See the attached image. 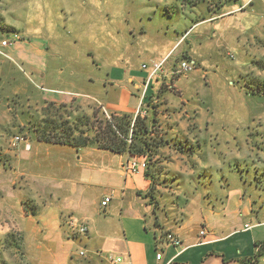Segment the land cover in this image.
<instances>
[{
	"label": "crops",
	"instance_id": "0c3cea01",
	"mask_svg": "<svg viewBox=\"0 0 264 264\" xmlns=\"http://www.w3.org/2000/svg\"><path fill=\"white\" fill-rule=\"evenodd\" d=\"M255 1L246 0V7ZM58 8L57 15L45 18L54 21L55 28L38 23L9 36L11 45H0V77L8 66L13 72V61H20L31 74L7 78L2 86L0 83V111L6 110V100L16 94L15 89L31 105L75 100L97 103L107 114L133 116L140 103L158 88L155 81L159 73L147 84L142 101L153 63L165 61L164 70L173 56L185 50L200 65L196 72L225 74L227 61L222 48L235 53L249 47L251 29L247 23L241 26L235 22L243 12L207 15L205 10L198 11L201 18L196 21L203 29L191 38L192 31L186 44L175 49L194 26L188 22L189 13L182 17L187 21L185 34L178 29L170 38L164 32L149 38L142 26L147 15L136 17L138 26H130L129 17L123 16L120 32L119 25L114 21L118 27H111V18L103 14L101 0H77L67 6L61 3ZM261 8L260 17L258 12L249 11L258 18L250 25L264 24V3ZM163 35L165 38L160 37ZM200 78L196 74L188 81L178 80L176 85L195 87ZM14 137H0V146L8 148L1 151L15 162L12 170L0 167V230L20 231L36 264H264V256L251 260L257 244L264 243V209L248 198L241 199V188L223 190L227 196L224 204L197 208L202 214L190 227L165 222L157 228L144 198L150 181L143 171L125 175L123 165L131 158L128 155L50 146L36 140L13 143ZM108 195L110 202L101 208L100 202ZM23 198L37 205L36 217L23 210ZM68 214L87 224L86 235H66L60 222ZM245 225L248 230H244ZM160 230H173L181 246L163 241ZM200 231L205 232L203 237ZM157 254L161 255L159 260Z\"/></svg>",
	"mask_w": 264,
	"mask_h": 264
},
{
	"label": "rangeland",
	"instance_id": "374dc122",
	"mask_svg": "<svg viewBox=\"0 0 264 264\" xmlns=\"http://www.w3.org/2000/svg\"><path fill=\"white\" fill-rule=\"evenodd\" d=\"M76 1L0 0V38L19 35L22 28L29 29L38 23L48 24L50 29L55 28L51 23L54 21L45 18L57 15L61 3L67 6ZM101 1L104 5L103 14L109 15L110 25L116 29L123 16L129 17L130 26H138L135 23L136 17L147 15L148 20H144L142 26L149 38L161 32L170 38L178 29L182 30L181 35L182 32L185 34L187 21L182 17L191 14L188 22L194 26L181 37L175 49H181L186 44L185 39L192 31L191 38L203 29L204 26L198 27L199 21H196L201 18V12L199 14L198 11L205 10L207 15H215L217 12L224 14L226 11L243 12L242 18L235 22L241 26L247 23L251 29L249 47H242L237 53L222 48V55L227 61L224 69L226 73L210 76L204 75L203 71L196 72L201 68L200 65L185 50L179 52L170 59L171 67L162 68L161 74L159 72L155 81L158 88L146 97L140 113L131 115L134 118L131 119L130 128L137 116V121L143 122L144 128L139 123L136 126L147 132L140 134V139L149 144L145 157L153 178L144 198L151 208L152 221L157 228H161L160 223L165 222L174 227H190L198 223L202 212L197 208L205 204L212 209L224 204L227 196L223 190L231 186L241 188V199L248 198L256 207L264 209V24L250 25L258 18L253 16V12L249 14V11L254 10L260 17L264 0H256L248 8L246 0ZM121 26L118 27L120 32ZM251 32L254 34L250 35ZM160 37L165 38L164 35ZM182 61L191 63L193 71L188 74L178 73L177 67ZM164 65L166 67L165 61ZM8 67L1 74V86L7 78L20 79L25 73L31 76L20 61H13V72ZM196 74L201 78L195 87L181 88L176 85L178 80L188 81ZM13 91L16 94L6 100V110L0 111V137L8 139L16 135L26 140H36L34 126L40 124L39 127H42L47 118L59 124L68 122L71 125L80 118L86 125L81 126L85 130L84 136L90 139L96 133L107 130L106 120L111 114H107L97 103L80 104L71 100L67 104L51 103L54 106L48 105L49 102L31 105L18 96L19 91ZM59 105L65 107L61 109ZM54 109H60L58 115ZM44 144L75 150L97 149ZM2 147L8 149L5 145L0 146V167L6 171L12 170L15 162L11 156L3 154ZM21 206L28 215L37 216L38 207L32 200L21 199ZM72 219L84 223L78 217L68 214L61 217V228L70 238L83 236L71 227ZM201 226L199 224L203 230ZM5 229L8 230H0V264H36L22 233L12 228ZM160 231L161 238L173 234L180 239L173 230Z\"/></svg>",
	"mask_w": 264,
	"mask_h": 264
},
{
	"label": "trees",
	"instance_id": "16d2710c",
	"mask_svg": "<svg viewBox=\"0 0 264 264\" xmlns=\"http://www.w3.org/2000/svg\"><path fill=\"white\" fill-rule=\"evenodd\" d=\"M0 31L2 29L0 28ZM8 36V35H7ZM257 90H260L257 88ZM146 92L144 94V97ZM54 106L53 104H48ZM62 109L65 105H59ZM60 109H54L56 115H58ZM134 118L129 114H111L106 120L107 130L102 133H96L93 139L85 135V130L81 129V126H86L82 122V119H76V123L65 122V127L63 123L59 124L56 120L45 119L43 121V126L39 127L40 124L34 126V133L36 135V140L43 143H53L57 145H67L74 148H85V147H95L101 150H107L114 154H128L129 157L143 156L145 157V150L149 144L142 141L140 134H146L144 129H139L136 126L139 123L141 128L143 127V122L137 121V116L134 119L132 128H130L131 119ZM58 130V132H57ZM143 132V133H142ZM77 133V135H75ZM102 133V134H101ZM128 140L130 142H128ZM146 158V157H145ZM148 163L144 170L143 176L145 179L152 182L150 175ZM257 252L251 258L253 262H256L260 257L264 256V243L257 244Z\"/></svg>",
	"mask_w": 264,
	"mask_h": 264
},
{
	"label": "built area",
	"instance_id": "2783aa9c",
	"mask_svg": "<svg viewBox=\"0 0 264 264\" xmlns=\"http://www.w3.org/2000/svg\"><path fill=\"white\" fill-rule=\"evenodd\" d=\"M11 43H12V41L9 40L8 38L4 39V40H0V45L2 47L9 46V45H11ZM163 66H164V61L152 64L151 69H150L149 74H148V77H147L145 89L143 91L142 101L144 98V94L146 92L147 84L156 74H158L159 72L162 71ZM142 68L144 69V68H146V66L142 65ZM192 71H193V65L187 61L180 62L178 67H177L178 73L188 74ZM141 109H142V102L139 105V109L137 110L136 115L138 113H140ZM20 141L25 142V139L17 136V137H14L13 143H17ZM24 145H25V149L28 150L29 144L25 143ZM146 167H147L146 158L143 156H136V157H131L129 160L126 161V163L123 165V170H124L125 175L132 176V175L137 174L139 172H142V171L144 172ZM110 200H111L110 195L105 196L102 199V201L100 202V207L105 208L108 205V203L110 202ZM71 227L74 229L75 232H77L80 235H84L88 231L87 226L84 223L79 222L77 219L71 220ZM248 229H249V226L245 225L244 230H248ZM199 235L201 237H203L205 235V232L200 231ZM163 241H165L167 244H169L170 246H173V247H179L182 244V241L176 235H173V234H166L165 237L163 238ZM83 254H84L83 252L80 253V255H83ZM160 257H161L160 254L156 255V259L159 260ZM119 261H120V259H116V262H119Z\"/></svg>",
	"mask_w": 264,
	"mask_h": 264
}]
</instances>
